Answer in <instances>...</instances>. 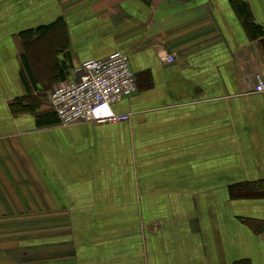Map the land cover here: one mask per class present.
I'll list each match as a JSON object with an SVG mask.
<instances>
[{
	"label": "crops",
	"instance_id": "crops-1",
	"mask_svg": "<svg viewBox=\"0 0 264 264\" xmlns=\"http://www.w3.org/2000/svg\"><path fill=\"white\" fill-rule=\"evenodd\" d=\"M115 51L130 119L61 124ZM258 78L264 0H0V264H264Z\"/></svg>",
	"mask_w": 264,
	"mask_h": 264
},
{
	"label": "built area",
	"instance_id": "built-area-1",
	"mask_svg": "<svg viewBox=\"0 0 264 264\" xmlns=\"http://www.w3.org/2000/svg\"><path fill=\"white\" fill-rule=\"evenodd\" d=\"M75 73L76 78L59 83L50 94L51 108L61 124L117 123L130 119L129 113L116 112L112 107L138 89L127 53L115 51L102 59L80 62ZM253 90L264 92V79L258 78Z\"/></svg>",
	"mask_w": 264,
	"mask_h": 264
},
{
	"label": "trees",
	"instance_id": "trees-1",
	"mask_svg": "<svg viewBox=\"0 0 264 264\" xmlns=\"http://www.w3.org/2000/svg\"><path fill=\"white\" fill-rule=\"evenodd\" d=\"M251 193H252V192H251ZM251 193H249V192L244 193V192H243V193H241V194H251ZM254 193H256V192H253L252 194H254Z\"/></svg>",
	"mask_w": 264,
	"mask_h": 264
}]
</instances>
